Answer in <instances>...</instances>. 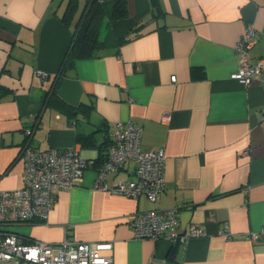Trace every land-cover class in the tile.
<instances>
[{
  "label": "crops",
  "instance_id": "crops-1",
  "mask_svg": "<svg viewBox=\"0 0 264 264\" xmlns=\"http://www.w3.org/2000/svg\"><path fill=\"white\" fill-rule=\"evenodd\" d=\"M68 2L0 0V187L23 185L26 142L76 147L86 162L44 221L6 229L47 242L111 241L112 264H264V71L246 84L233 77V48L249 24L251 55L264 57V0H126L127 17L104 18L97 54L60 73L86 0L65 24ZM53 89L75 114L49 102ZM127 120L141 127L143 149L165 151L155 202L94 186L109 132ZM134 173L128 161L105 182ZM174 206L181 229L204 234L178 244L134 236L128 216Z\"/></svg>",
  "mask_w": 264,
  "mask_h": 264
},
{
  "label": "built area",
  "instance_id": "built-area-1",
  "mask_svg": "<svg viewBox=\"0 0 264 264\" xmlns=\"http://www.w3.org/2000/svg\"><path fill=\"white\" fill-rule=\"evenodd\" d=\"M255 36V27L247 25L233 48L238 64L233 77L245 84L264 71V57L251 55ZM38 74L45 76L40 70ZM175 80L176 76L172 75L171 81ZM31 131L26 130L28 136ZM141 136V127L133 121L116 123L109 132L106 158L97 169L95 188L134 198L145 195L151 202L157 200L164 188L165 151L143 149ZM22 155L23 185L13 189L0 187V264H112V257L107 253L112 248L111 241L84 242L66 237L59 242H47L6 229L8 224L44 221L59 189L78 184L86 163L76 147L38 149L26 142ZM128 161L135 164V178L108 186L105 175ZM178 212L177 206L142 210L128 216L127 222L137 238L164 237L173 244L204 234L201 225L190 224L187 229H181ZM258 236L256 232L247 235L250 239Z\"/></svg>",
  "mask_w": 264,
  "mask_h": 264
},
{
  "label": "trees",
  "instance_id": "trees-1",
  "mask_svg": "<svg viewBox=\"0 0 264 264\" xmlns=\"http://www.w3.org/2000/svg\"><path fill=\"white\" fill-rule=\"evenodd\" d=\"M76 9L77 0H69L61 20L69 24ZM105 17L109 20L127 17L126 0H86L79 17L74 22L72 40L63 58L60 73L71 66L75 59L97 54L104 45V41L100 38V26ZM139 28L140 26L133 31L137 32ZM124 40H126L124 37L119 38L120 42ZM49 102L63 106L70 115L76 113V108L62 101L56 95L55 89L49 97ZM78 139L84 144L83 137L78 136Z\"/></svg>",
  "mask_w": 264,
  "mask_h": 264
},
{
  "label": "rangeland",
  "instance_id": "rangeland-1",
  "mask_svg": "<svg viewBox=\"0 0 264 264\" xmlns=\"http://www.w3.org/2000/svg\"><path fill=\"white\" fill-rule=\"evenodd\" d=\"M14 224H17V223H14ZM15 226H16V225H13V224L11 225V227H15Z\"/></svg>",
  "mask_w": 264,
  "mask_h": 264
}]
</instances>
